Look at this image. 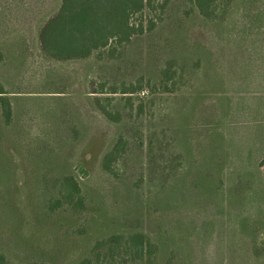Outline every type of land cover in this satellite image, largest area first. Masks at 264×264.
I'll return each instance as SVG.
<instances>
[{
  "label": "rangeland",
  "instance_id": "rangeland-1",
  "mask_svg": "<svg viewBox=\"0 0 264 264\" xmlns=\"http://www.w3.org/2000/svg\"><path fill=\"white\" fill-rule=\"evenodd\" d=\"M61 2L0 0L13 107L6 125L0 106V257L264 264V0H236L223 22L171 0L114 56L56 61L40 30ZM67 176L81 193L69 201ZM137 234L157 246L150 260L122 249Z\"/></svg>",
  "mask_w": 264,
  "mask_h": 264
},
{
  "label": "trees",
  "instance_id": "trees-1",
  "mask_svg": "<svg viewBox=\"0 0 264 264\" xmlns=\"http://www.w3.org/2000/svg\"><path fill=\"white\" fill-rule=\"evenodd\" d=\"M171 0H62L59 11L43 26L40 41L43 53L56 61L87 60L104 53L114 56L115 46L125 47L135 36L153 31L157 21H162ZM193 8L208 22H223L232 12L236 0H188ZM150 14L156 16L152 19ZM148 19V26H145ZM137 88L124 90L123 94H133ZM5 89L0 85V106L5 124L12 123V104ZM101 108H105L101 106ZM106 115L111 114L104 109ZM121 141L104 154L102 167L112 172L111 166L120 157ZM62 188L68 190L67 200L80 197L79 185L71 176L64 178ZM73 194V195H72ZM69 201V200H68ZM119 243L116 238L112 240ZM125 251H134L133 261L151 259L157 246L142 234H137L125 242ZM111 253V252H109ZM114 254L112 253V256ZM0 264H10L0 257ZM78 264H94L85 259Z\"/></svg>",
  "mask_w": 264,
  "mask_h": 264
},
{
  "label": "crops",
  "instance_id": "crops-1",
  "mask_svg": "<svg viewBox=\"0 0 264 264\" xmlns=\"http://www.w3.org/2000/svg\"><path fill=\"white\" fill-rule=\"evenodd\" d=\"M61 4H62V2H61ZM60 7H61V5H60ZM60 7H59V9H60ZM58 11H59V10H58ZM58 11H57V12H58ZM55 14H56V13H55ZM53 16H54V15H53ZM53 16H52V17H53ZM42 28H43V27H42ZM42 28H41V30H42ZM41 30H40V33H41ZM3 87H4V86H3ZM4 89H5V87H4ZM5 92H6V91H5ZM9 99H10V98H9ZM10 101H11V100H10ZM11 104H12V101H11ZM12 108H13V107H12Z\"/></svg>",
  "mask_w": 264,
  "mask_h": 264
}]
</instances>
